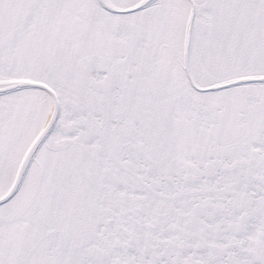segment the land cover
I'll return each instance as SVG.
<instances>
[{"label": "snow or ice", "instance_id": "snow-or-ice-1", "mask_svg": "<svg viewBox=\"0 0 264 264\" xmlns=\"http://www.w3.org/2000/svg\"><path fill=\"white\" fill-rule=\"evenodd\" d=\"M0 264H264V0H0Z\"/></svg>", "mask_w": 264, "mask_h": 264}]
</instances>
